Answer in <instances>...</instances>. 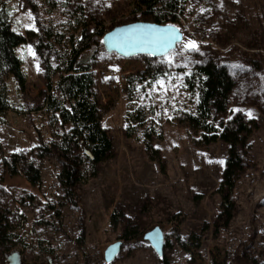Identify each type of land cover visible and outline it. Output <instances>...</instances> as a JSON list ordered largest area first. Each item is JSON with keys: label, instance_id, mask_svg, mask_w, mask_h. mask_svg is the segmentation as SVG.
<instances>
[{"label": "rangeland", "instance_id": "1", "mask_svg": "<svg viewBox=\"0 0 264 264\" xmlns=\"http://www.w3.org/2000/svg\"><path fill=\"white\" fill-rule=\"evenodd\" d=\"M134 6L132 0H62L51 8L45 0H9L13 28L27 34L41 35L47 26L63 30L76 8H82L96 31L89 43L96 51L89 60L113 152L99 165L98 176L80 183L75 201H69L59 181L57 155L39 157L37 149L59 141L69 126H62L47 108L50 89L36 50L39 39L19 45L26 88L21 91L14 78L9 80L11 108L0 115V212L8 215L15 235L1 250L0 264H9L14 252L21 264H163V258L170 264H264V0H186L175 24L184 32L183 41L154 59L126 58L104 46L103 32L151 22L135 13ZM211 54L228 62L237 79L229 111L216 115L217 121L242 113L257 123L227 226L219 218L218 188L228 146L223 141L197 145L181 116L197 102L186 75ZM50 58L58 65L53 52ZM149 69L162 76L152 83L140 78ZM58 74L53 75L56 82ZM140 108L145 113L141 126L129 117ZM149 127L155 128L153 144L164 165L146 149ZM13 153L26 157L17 174L4 165V157ZM29 163L41 169L39 185L28 179ZM114 212L120 214L118 224L112 223ZM156 226L166 237L163 256L144 238ZM126 228L132 230L130 237H125ZM118 240L122 249L107 262L105 251Z\"/></svg>", "mask_w": 264, "mask_h": 264}, {"label": "trees", "instance_id": "2", "mask_svg": "<svg viewBox=\"0 0 264 264\" xmlns=\"http://www.w3.org/2000/svg\"><path fill=\"white\" fill-rule=\"evenodd\" d=\"M45 1L51 8H56L62 0ZM64 1L68 3L70 0ZM132 1L135 13L140 12L144 17L159 24H179L186 2ZM74 13L72 22L63 24V30L47 26L41 35L35 31L27 34L13 28L9 19V0H0V115L11 108L9 80L14 78L21 91H24L27 84L23 61L16 49L19 45L38 38L36 50L42 57L50 89L47 108L62 126H69L59 141L53 140L38 146V155H57L61 163L59 181L65 197L71 202L75 201L78 185L97 177L99 165L113 152V141L102 123L100 102L95 91L94 64L89 60L96 51V46L89 44L96 31L90 29V22L81 7L76 8ZM106 33L103 32L102 35ZM52 52L56 55V66L50 58ZM147 72L145 78H140L148 79L151 83L162 76L160 70L149 69ZM56 74L59 75L57 82L53 80V75ZM185 82L188 90L197 95V102L193 110H185L181 116L193 130L196 144L208 146L223 141L228 146L223 176L218 188L222 198L219 218L224 219V226H227L235 210L234 190L246 168L249 138L257 129V123L254 120H246L242 113L227 122L217 121L216 115L229 111L230 99L237 86V79L230 64L218 56L211 54L195 64L192 72L186 75ZM56 90L60 92V96L56 94ZM129 117L140 126L144 124L145 113L141 108L133 110ZM144 134L150 157L164 165L159 149L153 144L155 128H146ZM24 158L26 157L23 154L13 153L10 157H4V165L11 174H17ZM26 174L33 185L41 183V169L33 163L26 166ZM119 220L120 214L114 212L112 223L118 224ZM0 225L1 257V250L14 241L15 235L7 214L0 212ZM128 229L126 228L125 237L131 236L132 230ZM163 264L170 262L163 258Z\"/></svg>", "mask_w": 264, "mask_h": 264}, {"label": "water", "instance_id": "3", "mask_svg": "<svg viewBox=\"0 0 264 264\" xmlns=\"http://www.w3.org/2000/svg\"><path fill=\"white\" fill-rule=\"evenodd\" d=\"M184 32L175 24H159L150 21H136L115 26L103 38L108 52H116L129 58L136 55L162 57L175 50L183 41ZM144 238L150 242L159 256L166 248V237L160 226L148 231ZM123 242L118 240L105 251V260L113 262L120 253ZM18 252L9 255V264H21Z\"/></svg>", "mask_w": 264, "mask_h": 264}]
</instances>
